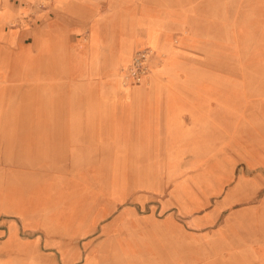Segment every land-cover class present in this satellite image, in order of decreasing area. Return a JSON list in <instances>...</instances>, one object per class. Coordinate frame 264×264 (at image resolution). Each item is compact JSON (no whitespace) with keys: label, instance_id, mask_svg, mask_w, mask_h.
<instances>
[{"label":"rangeland","instance_id":"374dc122","mask_svg":"<svg viewBox=\"0 0 264 264\" xmlns=\"http://www.w3.org/2000/svg\"><path fill=\"white\" fill-rule=\"evenodd\" d=\"M0 7L9 19L0 17V264H168L154 254L150 228L114 217L136 207L134 193L154 169L143 160L148 147L129 136V112L153 100L264 114V0ZM146 48L147 73L127 79ZM15 206L20 216L8 212ZM46 223L61 232L47 234ZM209 259L227 261L192 256L190 264Z\"/></svg>","mask_w":264,"mask_h":264},{"label":"crops","instance_id":"0c3cea01","mask_svg":"<svg viewBox=\"0 0 264 264\" xmlns=\"http://www.w3.org/2000/svg\"><path fill=\"white\" fill-rule=\"evenodd\" d=\"M4 10L0 17L8 21ZM154 28L158 32L148 30ZM253 110L153 100L136 106L129 112V136L148 147L143 160L154 169L134 193L136 207L116 213L115 220L150 228L154 254L166 255L168 264H190L192 256L264 264V114ZM18 208L8 212L19 215Z\"/></svg>","mask_w":264,"mask_h":264},{"label":"built area","instance_id":"2783aa9c","mask_svg":"<svg viewBox=\"0 0 264 264\" xmlns=\"http://www.w3.org/2000/svg\"><path fill=\"white\" fill-rule=\"evenodd\" d=\"M154 53L150 48L142 49L136 52L133 62L125 70V76L138 82L147 73L149 68V62L152 59Z\"/></svg>","mask_w":264,"mask_h":264},{"label":"bare ground","instance_id":"6f19581e","mask_svg":"<svg viewBox=\"0 0 264 264\" xmlns=\"http://www.w3.org/2000/svg\"><path fill=\"white\" fill-rule=\"evenodd\" d=\"M133 37H134V39H135V36H132V39H133ZM165 49H166V48H165ZM158 51H159V50H158ZM164 53H165V52H164ZM128 59H130V56H128ZM128 61H129V60H128ZM127 79H128V78H127ZM204 105H205V103H204ZM46 228H47V229H46ZM45 229H46V233H47V234H49V232H50V233H53V234H54V233L56 234L58 231L61 232V231H60L61 228L58 227L56 224H52V223H51V224L46 223V227H45ZM64 233H65V232H64ZM21 247H22L24 250H31V247L28 248V247L24 246L23 244H22ZM117 253H118V252L115 251L114 254L116 255ZM39 254H41L40 251H39L38 255H39ZM119 255H120V254H117V255H116V258H118ZM138 257H139V256H138ZM131 258H133V257H131ZM87 264H97V263L95 262V260H94L93 258H90V259L87 260Z\"/></svg>","mask_w":264,"mask_h":264}]
</instances>
